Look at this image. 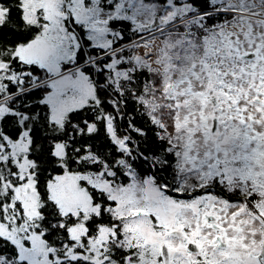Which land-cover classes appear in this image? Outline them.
I'll return each instance as SVG.
<instances>
[{"label": "snow or ice", "instance_id": "6c2138e0", "mask_svg": "<svg viewBox=\"0 0 264 264\" xmlns=\"http://www.w3.org/2000/svg\"><path fill=\"white\" fill-rule=\"evenodd\" d=\"M0 264H264V0H0Z\"/></svg>", "mask_w": 264, "mask_h": 264}]
</instances>
